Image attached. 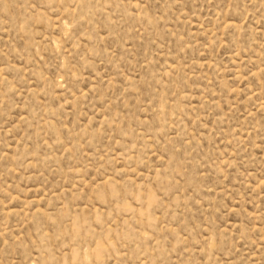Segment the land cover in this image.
I'll use <instances>...</instances> for the list:
<instances>
[{
  "label": "rangeland",
  "instance_id": "rangeland-1",
  "mask_svg": "<svg viewBox=\"0 0 264 264\" xmlns=\"http://www.w3.org/2000/svg\"><path fill=\"white\" fill-rule=\"evenodd\" d=\"M0 264H264V0H0Z\"/></svg>",
  "mask_w": 264,
  "mask_h": 264
}]
</instances>
